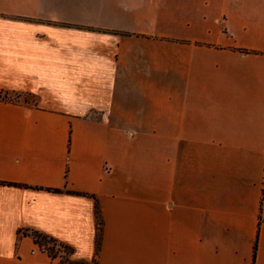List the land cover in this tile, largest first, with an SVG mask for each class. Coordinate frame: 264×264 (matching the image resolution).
<instances>
[{
  "label": "crops",
  "instance_id": "crops-1",
  "mask_svg": "<svg viewBox=\"0 0 264 264\" xmlns=\"http://www.w3.org/2000/svg\"><path fill=\"white\" fill-rule=\"evenodd\" d=\"M32 232L264 264V0H0V264H69Z\"/></svg>",
  "mask_w": 264,
  "mask_h": 264
},
{
  "label": "trees",
  "instance_id": "trees-1",
  "mask_svg": "<svg viewBox=\"0 0 264 264\" xmlns=\"http://www.w3.org/2000/svg\"><path fill=\"white\" fill-rule=\"evenodd\" d=\"M97 217H98V231H101V225H102V222H101V219H100V212H99V209L97 210ZM34 241L39 245L40 249L44 252H46L51 258L53 259H56V254L54 255V251H48L45 246L42 245V240H49V241H53L54 243H56L57 241L54 240L53 238H50L44 234H41L39 232H32L31 233ZM99 244H100V235L98 234V237H97V247L99 249ZM64 246V245H62ZM64 248L68 251L67 253L69 255H71L73 253V249L68 247V246H64ZM255 251H254V261H255V258H256V250H257V242L255 244V247H254ZM95 261V260H94ZM60 263H69V264H90V263H86V262H74V261H71L70 259H66L65 261H60Z\"/></svg>",
  "mask_w": 264,
  "mask_h": 264
},
{
  "label": "rangeland",
  "instance_id": "rangeland-1",
  "mask_svg": "<svg viewBox=\"0 0 264 264\" xmlns=\"http://www.w3.org/2000/svg\"><path fill=\"white\" fill-rule=\"evenodd\" d=\"M21 97L28 99L27 101H34V99L29 96L12 95V98L15 100H19L21 99ZM42 245L45 246L48 251H54V255L56 254V256H58L62 261H65L69 256V254L67 253L68 251L58 242L54 243L53 241L42 240Z\"/></svg>",
  "mask_w": 264,
  "mask_h": 264
}]
</instances>
